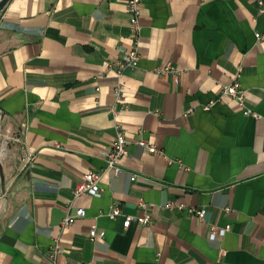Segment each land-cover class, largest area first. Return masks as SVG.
<instances>
[{
	"label": "crops",
	"instance_id": "1",
	"mask_svg": "<svg viewBox=\"0 0 264 264\" xmlns=\"http://www.w3.org/2000/svg\"><path fill=\"white\" fill-rule=\"evenodd\" d=\"M140 1L139 59L121 74L125 0L3 3L0 116L13 136L0 143V264H264L260 0ZM235 78L256 117L223 93ZM114 119L128 151L117 175L104 160ZM6 145L18 160L3 157ZM88 169L101 173V194L74 196ZM113 205L151 221L124 227ZM80 206L85 215L63 225Z\"/></svg>",
	"mask_w": 264,
	"mask_h": 264
},
{
	"label": "built area",
	"instance_id": "2",
	"mask_svg": "<svg viewBox=\"0 0 264 264\" xmlns=\"http://www.w3.org/2000/svg\"><path fill=\"white\" fill-rule=\"evenodd\" d=\"M127 4V9L129 11L130 16V22H129V29L131 30V46L127 48L122 53V56L120 60L116 64L115 70L118 74H121L120 72L124 68L133 67L136 65L139 57L138 52V9L140 6V0H125ZM260 2V10H264V2L261 0ZM255 36L257 39L264 40V31H256ZM173 69L169 65H165L162 68H157L156 71L160 72L162 74L170 73ZM115 88V95L116 98H120V88L119 86L114 87ZM223 93L229 95L230 97L234 98L240 107L241 112L245 114H249L252 116H257L255 112H253L250 108L245 106V98H244V90L241 88V85L239 84L237 78H235L233 81L229 83V85H226L223 87ZM212 102L206 104L204 106L205 109H208ZM112 113H115V110H113ZM114 131L115 135L112 139L109 148H107L104 151V160H106L105 169H108L112 172V174L117 175V173L120 170V165L118 163V158L123 155H128L127 151V140L125 137L124 131H122L119 122L114 119ZM138 144L142 145L145 149H147L149 152L155 153L157 152V148L155 145L147 143L145 140H139ZM82 179L74 186L73 195L74 196H80V195H95L98 196L101 194L102 189L100 188V180H101V173L93 170L88 169V171L84 172ZM164 206L168 209H177V210H185L187 213H191L194 215H197L199 218H204V210L202 208H198L193 205H186L182 202L177 201H169L164 204ZM144 207V204L141 206ZM228 209V208H227ZM86 213L85 208L83 207H77L75 210V213L72 215L68 214L63 218L62 224L67 225L69 223H72L75 221L76 216H84ZM118 215H121L123 217V226L128 227L133 221H135L138 224L141 225H147L151 221V216L149 214H145L143 216L137 215V214H121L120 208L117 205L111 206L110 210L108 211V216L111 218H116ZM212 231L210 232V238H215L217 235H223L226 233V231L229 229L228 226H223L219 228L212 227ZM99 235L91 236V238H95ZM57 252V249L54 251L53 254L50 256L53 257L54 254Z\"/></svg>",
	"mask_w": 264,
	"mask_h": 264
},
{
	"label": "rangeland",
	"instance_id": "3",
	"mask_svg": "<svg viewBox=\"0 0 264 264\" xmlns=\"http://www.w3.org/2000/svg\"><path fill=\"white\" fill-rule=\"evenodd\" d=\"M4 6V5H3ZM2 6V7H3ZM2 7H0V10L2 9ZM7 121L6 120H4L1 116H0V143H1V141L2 140H7V138L9 137H12L13 135H10V132H8L7 133ZM8 141H13V140H8ZM17 142V141H16ZM19 144V146H20V143H18ZM3 154L5 155V156H3V157H5V158H7V159H10V160H12V158H16L15 160H18L17 159V157H18V155H19V153H21V149H19V148H16L15 149V151L13 150V151H10V149L8 148V145H6L5 146V149H3ZM17 155V156H16ZM19 158V157H18Z\"/></svg>",
	"mask_w": 264,
	"mask_h": 264
},
{
	"label": "water",
	"instance_id": "4",
	"mask_svg": "<svg viewBox=\"0 0 264 264\" xmlns=\"http://www.w3.org/2000/svg\"><path fill=\"white\" fill-rule=\"evenodd\" d=\"M6 0H0V7L3 6V3L5 2Z\"/></svg>",
	"mask_w": 264,
	"mask_h": 264
}]
</instances>
